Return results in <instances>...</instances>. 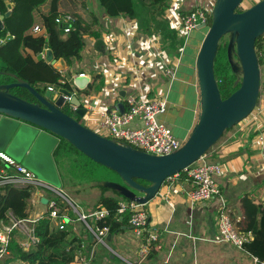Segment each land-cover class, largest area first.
Returning a JSON list of instances; mask_svg holds the SVG:
<instances>
[{
	"label": "crops",
	"instance_id": "1",
	"mask_svg": "<svg viewBox=\"0 0 264 264\" xmlns=\"http://www.w3.org/2000/svg\"><path fill=\"white\" fill-rule=\"evenodd\" d=\"M42 1L13 0L9 5L11 11H14V16L3 23L4 29L8 28L7 33L14 34L20 39L22 32L31 23H36L35 18L40 20L36 26L44 27L43 18L50 13V2L38 6L37 4ZM93 1L97 6V0ZM208 1L201 0L202 5L207 6ZM183 2L185 8L190 9L200 0H183ZM96 6L88 13L82 9L81 15L85 21L83 24L92 26V30L98 31L101 35L100 39L86 38V49L90 50V55L96 56L95 61L99 64L98 74L94 75L86 70L74 74H86L91 80L90 84L94 80H96L95 85L104 83L100 91L94 90L90 95L80 92L84 97L80 100L83 103H92L94 109L82 118L86 121L85 126L92 128L101 103L113 104L109 95L115 84H120L121 81L129 84L133 79L137 91H147L145 93L151 98H167L169 109L161 116V120L171 127L177 138L185 141L195 126L199 114V90L197 76L193 71L203 43L198 45L197 38L203 31L196 34L191 44H188L189 41L185 43L178 57L168 55L171 59L169 66L176 70V76L172 80L164 73L157 74V70L148 64V54H152L153 49L146 47V51L143 50L149 41L159 44L156 41L158 38L138 34L135 21L126 17L109 18ZM60 13L69 12L61 9ZM12 45L5 49L0 48V66L11 62L12 65L20 68L23 59L18 50L16 51L15 44ZM187 46L188 48L185 49ZM133 64L142 70V79L137 80L133 72ZM98 75L101 77H97ZM260 97L264 99L263 80H261ZM259 135L264 137V120L258 126H247L244 129L239 126L225 136L206 158L208 163H221L226 169V173L218 178V182L229 214L234 221L241 219L240 199L244 194H251L257 203L264 204V146L256 145ZM191 188L192 183L187 178H174L162 187L161 194L147 204L151 223L158 229L160 240L156 257L144 264H213L212 258L216 259L212 257L214 255L219 257L217 260H220V264H232L234 260L243 264L242 260L247 254L230 244L219 247L213 239L216 233H219L215 218L220 201L215 199L192 210L186 203ZM34 199L38 200L36 196L33 197ZM45 205L42 202L41 205L32 208L41 213L46 211ZM73 227L74 231L82 236V241L92 242L91 238L86 239L87 233L82 229L81 223H74ZM123 230L131 231L129 226H124ZM118 234L125 236V232ZM113 240L112 235L110 242ZM139 246L140 241L136 248L128 244L119 246L127 263L137 260ZM106 259L107 257L102 253L100 256L97 255L95 261L104 263ZM17 263L26 264L19 261Z\"/></svg>",
	"mask_w": 264,
	"mask_h": 264
},
{
	"label": "water",
	"instance_id": "2",
	"mask_svg": "<svg viewBox=\"0 0 264 264\" xmlns=\"http://www.w3.org/2000/svg\"><path fill=\"white\" fill-rule=\"evenodd\" d=\"M243 1L217 0L210 13L211 26L204 24L198 28H208L196 60L199 114L191 133L177 152L154 156L102 137L63 112L64 96H67L77 106L75 114L81 118L86 115L87 110L78 94L59 89V96L53 100L51 90L42 93L18 79L17 82L0 84V151L22 163L40 180L61 189L63 185L53 153L64 139L93 162L114 171L122 181H103L100 183L102 187L116 191L130 201L147 205L169 179L201 160L227 131L247 119L258 104L262 76L256 41L264 36V0L238 12ZM10 15L11 10L0 14V32ZM226 37L229 38V63L233 73L241 78L237 81L239 88L223 99L215 75V60L221 40ZM44 49L46 62L59 72H66V61L56 60L49 45ZM7 74L16 78L15 74ZM90 81L87 76L76 77L77 92L86 90ZM14 88L26 89L36 102L12 94ZM120 95L124 97L125 92L121 91ZM116 108L121 113L125 111L123 103H118ZM42 202L47 204L48 199L43 198Z\"/></svg>",
	"mask_w": 264,
	"mask_h": 264
},
{
	"label": "built area",
	"instance_id": "3",
	"mask_svg": "<svg viewBox=\"0 0 264 264\" xmlns=\"http://www.w3.org/2000/svg\"><path fill=\"white\" fill-rule=\"evenodd\" d=\"M216 1L209 0L208 5L203 6L200 0L192 8L186 9L183 0H170L164 18L169 22L171 29L177 33L178 38L183 39L187 43L193 30L204 24L208 26L209 18L211 17L210 13L213 10L212 6L215 5ZM9 10L12 9L10 8ZM0 14H2L1 5ZM76 22L77 18L71 13H59L56 18L58 27L67 34L73 30ZM44 32V27H34L35 35H43ZM262 37L264 45V36ZM14 39L16 37L10 33L0 37V47L5 46ZM146 47L153 49L152 54H148V64L157 70V74L164 73L173 80L176 76V70L169 66L171 59L162 46L154 41H149L143 47L144 51H146ZM256 52L259 61H264V46L259 51L256 50ZM40 57L46 61V51L41 53ZM141 71L140 68L136 67V64H133V72L136 74L137 80L143 77ZM85 76L86 74L83 73L73 75L70 79L74 94H78L74 79ZM48 89L54 93L52 98L55 100L59 96V89L52 86L48 87ZM111 91L109 96L113 104L109 105L104 102L98 106L95 123L90 129L102 137L113 139L119 144L131 146L136 150L154 156L171 155L182 148L185 141L177 138L171 127L161 120V116L169 109L167 98H151L145 93L147 91H137L133 79L129 84L125 81L115 84ZM121 91L125 92L124 97L120 95ZM64 98L63 108H68L75 113L77 106L70 102V97L64 96ZM118 103L124 104V113H121L116 108ZM83 107L87 110V113L94 111L92 103H83ZM262 120H264V99L260 97L251 115L238 126L242 129L247 126H258ZM256 145L264 146V137L262 135L257 136ZM206 158L207 155L184 171L187 175V180L192 183V188L187 194V207L194 210L201 204L218 199L220 206L215 220L219 235L224 242L243 251V247L246 244H251L255 236L252 232H240L237 229L229 214L223 191L218 182V178L224 176L226 169L221 163H208ZM0 161L4 165L0 169V188L7 185L17 189L32 188L34 190L33 197L36 196L38 198V200H33L32 197L29 200L28 216L26 218H19L12 211H9L6 219L0 220V261L10 255V245L15 237L22 238L19 240V245L25 251H29L37 244L38 239L35 235L36 221L44 214H48L52 227L59 230L67 228L69 215L60 212L56 201L50 195L60 197L70 206L72 211L78 215L77 220L85 225L86 239H92L91 243L82 241L78 245L72 264H93L97 256V245L110 249L108 246L110 242L108 237L111 235L110 228L107 226L102 227L99 223L111 218L112 211L104 207L91 211L85 210L63 188L59 189L40 180L33 172L25 168L22 163L15 161L5 152L0 151ZM177 177L179 176L174 178ZM161 196L163 197V195ZM41 198L48 199V203L45 205L47 209L38 213L32 207L41 205ZM146 206L128 199H123L118 203L117 221H121L123 216H127V226L130 227L134 236L140 241L137 260L133 263L128 262V264H144L148 261L154 246L160 240L159 231L151 223L150 214ZM252 260L254 264H264V262H259L256 258H252Z\"/></svg>",
	"mask_w": 264,
	"mask_h": 264
},
{
	"label": "trees",
	"instance_id": "4",
	"mask_svg": "<svg viewBox=\"0 0 264 264\" xmlns=\"http://www.w3.org/2000/svg\"><path fill=\"white\" fill-rule=\"evenodd\" d=\"M12 1L0 0L2 14L8 13L9 4ZM48 1L50 2V13L43 18L44 35L35 36L33 34L34 28L30 32L31 23L22 32L20 39L13 34L16 39L0 47L5 49L15 44L16 51L18 50L23 59V65L20 68L12 65L11 62H4L5 66H0V84L17 82L18 79L29 83L42 93L51 86L58 89L73 90L70 79L74 74L81 73V70L76 71L74 64L76 61L83 59L87 46L86 38L100 39L101 35L98 31L92 30V26L83 24L85 21L81 15V10L87 4L86 0H43L37 5L42 6ZM169 3L170 0H97V6L109 18L126 17L135 21L138 34L147 37H160L167 44L162 47L167 54L170 57H178L185 41L178 38L177 33L171 29L169 22L164 18ZM61 9L72 13L77 18L73 30L68 34L61 30L56 23V18ZM238 12L241 11L238 10ZM13 16L14 11H11L10 17L6 20L11 19ZM209 22H211V17ZM7 32L8 28L6 27L0 32V37H4ZM224 40L225 38L221 40L215 60V75L222 98L227 99L239 88L240 83L237 84L239 75L233 73L228 60L227 46L229 41L224 43ZM45 45H49L56 60L64 59L66 61V72H59L40 57V54L45 51ZM263 46V37H261L256 41V50L259 51ZM262 63L264 61L260 60V64ZM7 73L15 74L16 78ZM97 77L100 78L101 76L98 75ZM95 82L96 80L86 90H78L79 93L90 95L94 90L100 91L104 83L95 85ZM11 92L24 100L36 102V99L26 89L14 88ZM26 95L32 96L34 101L28 100ZM65 109L68 110L63 108V111L69 114V111ZM211 151L212 149L206 155ZM53 157L60 174L62 188L77 195L81 194L82 191L99 190L100 196L92 210L104 207L112 211V217L100 222L99 225L109 227L111 235L125 232L123 227L127 226L128 217L123 216V220L117 221V209L118 203L123 199L126 200V198L118 192L100 185L103 181L122 183L119 176L114 171L93 162L64 139H61L53 153ZM3 167L4 165L0 161V169ZM113 177H116L117 180H114ZM179 177L186 179L187 175L182 172ZM67 181L76 182V184L68 186ZM137 181L143 185H148L145 181ZM107 191H112L113 195H106ZM33 195L34 190L32 188L17 189L11 185L1 187L0 220H5L9 211H12L19 218H26L28 216L29 200ZM50 197L54 198L61 213H70L67 228L59 230L52 227L48 214H44L36 221L37 244L29 251H25L20 247L18 237H15L10 245V255L0 261V264H10L15 261L26 264H72L74 262L78 245L83 239L74 231L73 218L75 216H72L71 212L68 211L69 206L60 197L55 195H50ZM240 211L241 219L233 220L237 229L240 232H252L255 236L251 244H246L243 247V253L251 258L258 259L259 262H264V204L257 203L251 194L247 193L240 199ZM157 251L158 243L154 246L148 260L154 259Z\"/></svg>",
	"mask_w": 264,
	"mask_h": 264
},
{
	"label": "rangeland",
	"instance_id": "5",
	"mask_svg": "<svg viewBox=\"0 0 264 264\" xmlns=\"http://www.w3.org/2000/svg\"><path fill=\"white\" fill-rule=\"evenodd\" d=\"M258 1H262V0H244L242 5L239 7L238 10H240L241 12L243 11H246L248 9H250L252 6H254L256 3H258ZM96 4L93 0H88L87 4L85 5V7L83 8V10L87 11V13L90 11V10H93L95 8ZM97 7V6H96ZM214 6H212L213 8ZM34 22H36L35 24L32 23V26H31V31H33V28L38 24V22H40V20L37 18L34 19ZM7 26L9 27V24H7ZM211 26V22H209L208 24V27ZM202 32L201 35H199V37L197 38V41H198V45H200L203 40L205 39V36L208 32V28L207 29H203V30H193L190 34V37H189V42L188 44H191L194 37L196 36V34H199V32ZM158 38V40H156L162 47L166 46L167 44H165L160 37H156ZM226 41H229V38L226 37L225 40H224V43ZM188 46L185 48L187 49ZM16 49V47H15ZM89 51V52H88ZM96 60V56L95 55H90V50H87L84 52V55H83V59L81 61H76L75 62V66L74 68L76 67V71H79V70H86L88 71L89 73L91 72L92 74H98V63L95 61ZM260 69H261V76H262V80H263V87H264V63L260 64ZM195 72V75H196V64H195V67H194V71ZM91 74V75H92ZM197 76V75H196ZM241 78V76L239 75V79ZM27 99L30 100V101H34L33 97L30 96V95H26ZM79 98L81 100H83V96L79 95ZM35 102V101H34ZM68 109V108H67ZM66 110V109H65ZM66 111H69V114L71 116H74L78 119V121H80L83 125H85V122L81 117L77 116L74 112H72L70 109L66 110ZM239 126L233 128L232 130H229L228 132L225 133V135L222 137V139L212 148L214 149L216 146H218V144L225 138V136H227L230 132H232L233 130L237 129ZM210 163V162H209ZM110 179H112V177H110ZM114 180H117L116 177H113ZM112 182H115V181H112ZM73 184H76V182H68L67 181V185L70 186V185H73ZM78 189L80 188L79 186L77 187ZM76 188V189H77ZM65 192H67L69 194V196L78 204H80L83 208H85V210L87 211H91L95 205V203L97 202L99 196H100V191L95 189V190H87V191H82L81 194H73V193H70L68 190L65 189ZM106 195H109V196H112L113 195V192L112 191H107L106 192ZM69 206V205H68ZM69 210H71V214L72 216H75L73 218V223L75 224H79L80 221H78V215L76 213H74V211H72V209L70 208L69 206ZM68 210V211H69ZM68 215L70 213H67ZM77 222V223H76ZM81 226L83 227L82 229L84 230V232L86 233V228H85V225L83 223H81ZM71 228V227H70ZM113 238L114 240L112 242H109V248L110 249H107L106 247L102 246V245H97L96 246V252H97V255L100 256L102 253L105 254V256L107 257L106 261L104 263H101V262H93V264H128L125 260V258L122 256V252L119 250L120 247L119 246H122L124 244H128L132 247H137V244L139 242V240L134 236V233L131 231H125V236H120L118 233H114L113 234ZM18 239H22L21 237H18ZM213 239H215L216 241V244L217 246L219 245V247L221 245H229L228 243L224 242L219 233H216V235L213 237ZM228 249H226L227 251ZM242 253V252H241ZM111 256L115 259H111ZM212 257H215L216 259L214 260V258H212L213 260V264H220V260H217V255H214ZM97 258V256H96ZM207 259V258H206ZM96 260V259H95ZM131 263H133V260H131ZM242 263L243 264H254L253 263V260L252 258H250L249 256L245 255L244 259L242 260ZM10 264H18L16 261L15 262H12ZM232 264H241L239 261H236L234 260V262Z\"/></svg>",
	"mask_w": 264,
	"mask_h": 264
},
{
	"label": "flooded vegetation",
	"instance_id": "6",
	"mask_svg": "<svg viewBox=\"0 0 264 264\" xmlns=\"http://www.w3.org/2000/svg\"><path fill=\"white\" fill-rule=\"evenodd\" d=\"M44 93V92H43ZM78 95H81V93H78ZM64 112V111H63ZM65 113V112H64ZM65 114H67V113H65ZM67 115H69L70 117H72V118H74L75 120H77L78 121V119L76 118V117H74V116H71L70 114H67ZM79 123H81L80 121H78ZM82 124V123H81ZM83 125V124H82Z\"/></svg>",
	"mask_w": 264,
	"mask_h": 264
}]
</instances>
